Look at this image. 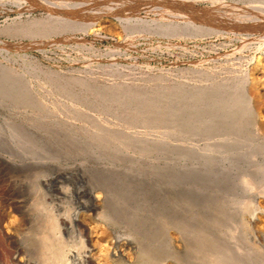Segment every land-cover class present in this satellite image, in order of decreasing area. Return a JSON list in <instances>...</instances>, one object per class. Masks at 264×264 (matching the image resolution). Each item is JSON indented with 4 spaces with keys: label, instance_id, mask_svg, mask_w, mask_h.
Segmentation results:
<instances>
[{
    "label": "rangeland",
    "instance_id": "374dc122",
    "mask_svg": "<svg viewBox=\"0 0 264 264\" xmlns=\"http://www.w3.org/2000/svg\"><path fill=\"white\" fill-rule=\"evenodd\" d=\"M58 1L51 0L50 3L55 4ZM60 1L65 3L64 0ZM193 1L195 7H210L217 1L223 4L232 2L240 6L249 0ZM257 1L264 4V0ZM67 2L73 5L77 0ZM50 3L49 0H42L41 5L33 3V0H0V44L8 43L6 48V45H0V64L10 67L13 73L18 74L21 83L25 82V90L27 89L25 98L0 95V156H10L14 162L23 160L27 164H10L0 157V264H10L8 255L16 247L21 250L24 260L32 262L31 264H44L48 257L46 241L56 234V231L50 229V224L54 222L51 214L57 211L66 212L69 216H78L74 221L77 223L71 224V227H74L70 235L61 233L65 243L71 248L83 247L90 258L95 262L99 260L100 264H228L231 260L232 264H244L242 259H246L248 254L261 260L264 256V195L261 196V176L249 172L248 169L247 174L244 172L241 173L243 176H236L235 185L231 183L230 178L221 181L214 179L207 188L205 181L198 177V184L196 186L197 182H194L193 187L189 183L181 182L182 177L175 174L153 177L152 181L150 178H138L136 175L124 173V167L120 168L117 164L115 166L118 167H115L112 173L108 172V169L104 171L101 166L107 163L105 159H98L95 152L99 147L106 145V154L114 159L113 152L119 142L105 131L113 128V131L132 134L138 133L139 130L144 136L148 134L153 144L192 143L203 146L219 138H230L235 139L236 141H233L236 144H260L263 147L264 29L258 26L248 29H225L214 24L210 29L191 34L185 31L164 34L155 28L161 19L155 18L151 9L140 8L137 10L138 17H125V14L121 16L103 11L91 16L88 23L93 24L83 29L34 33L17 31L20 24L45 20L49 11L58 10L63 6L60 2L56 3L60 8L56 7V4L53 7ZM144 24L149 25L150 29L145 28ZM197 24L202 25L201 22ZM14 26L19 27L15 30ZM247 73L250 74L249 84L252 90L254 89L252 92L257 105L253 109L245 108V113L243 111L241 116L244 124L240 127L231 124L217 125L209 131L203 127L194 129L195 120L206 116L210 109H213L209 102L214 98L211 93L206 94L208 97L205 101H208H204L205 105L203 101L197 103L195 99H191L195 100L199 105H194L199 107L193 106L190 99L181 96L180 102H187L184 108V101L180 104L181 107L178 106L179 99L177 102L173 101L177 98L174 95L172 100L162 98V91L165 88L172 89L173 86H177V89L182 86L183 90L185 86L189 88L195 84L194 86L206 87L210 84L211 86L206 88L212 89L215 87L214 83L226 81V88L230 89L233 87L232 82L235 83ZM111 84L129 89L144 87L143 89L151 94V109L148 103L144 105V102H136L138 100L131 99L132 101L120 103L111 102L103 96L101 98L104 100L100 99V86L108 87ZM60 86H64L70 93ZM160 87H163L161 91L158 90ZM166 100L177 104L176 107L168 101L167 104L162 103ZM201 103L203 109L200 108ZM140 104L141 108L144 107L143 110L148 108L147 111L156 116V119L149 123L133 121L132 109L140 108ZM167 110L172 112L168 113ZM166 112L171 117L167 116ZM186 115L190 120L183 119L185 122L181 124ZM162 116L164 118L161 120ZM14 134L29 140L31 150L38 156L37 159H27L28 156L26 158L19 155L17 149H9L10 139ZM159 139H163V143H159ZM133 146L127 148V153L138 156L139 153ZM154 153L157 156L153 155ZM259 153H256V159L261 161ZM162 154L158 155L155 150L150 151L147 157L144 155V159L149 163L143 161L141 166H160L163 164L162 160H176L169 159L166 153ZM80 159L87 161L83 160L82 163ZM240 165L247 167L241 163ZM70 168L76 169L82 175L81 179L76 175L57 176L56 188L44 183V179L55 171ZM244 181L248 185L244 184ZM75 191L81 194L76 196ZM92 193H98L100 199L91 209L90 206L82 205V202L88 201ZM199 193L200 196H197ZM245 193L248 194L247 197ZM251 194H256V197ZM227 199L232 202L237 200L238 204L236 202V205H226L224 201ZM242 202H245V205ZM237 205L238 207H235ZM158 220L164 222L157 224ZM4 226L10 232L13 240L11 243H7L3 235ZM166 228H169L168 231ZM94 230L101 231L98 232L99 237L93 236L94 238L88 240L87 235H90V232L92 235ZM225 230L228 235L224 233ZM43 234L47 235L46 238ZM118 235L129 237V240L132 238L131 244L122 247L120 245L121 250L118 248L115 255L108 254L105 247L107 240H113ZM151 240L156 243L153 244ZM26 247L29 251L24 249V253L23 248ZM40 250L45 253H40ZM236 252H240V255Z\"/></svg>",
    "mask_w": 264,
    "mask_h": 264
},
{
    "label": "bare ground",
    "instance_id": "6f19581e",
    "mask_svg": "<svg viewBox=\"0 0 264 264\" xmlns=\"http://www.w3.org/2000/svg\"><path fill=\"white\" fill-rule=\"evenodd\" d=\"M50 1L51 0H49V3H50ZM64 1H65V3H62L63 1H60V0L58 1V2H60L59 4H61V5L63 4L62 7L60 6L61 8L57 5L58 2H55V4L57 3L56 4L57 6L55 4H52L53 2H51L50 4L54 5L53 7L56 6V7H59L60 9H58V10L52 9L51 11H49V15L47 16V18L45 20L29 21L28 23H25L24 25L20 24L21 25V26L19 25L20 27L17 26L19 28L14 26L15 30L18 29L17 31H24V32L28 31V33H34V32H40V31H42V32H46V31L50 32V31H54V30H63V29H81V28L83 29L84 27L91 26L93 24V23H91V24L88 23L89 20L91 19V16L99 14V13H101L103 11H110V12H113V13H115L117 15H121V16H124V14H125V17L126 16L127 17H134L135 16L136 17L137 16V10L140 9V8H147L149 10L151 9L153 11V13H154L155 18H160L161 19V21H159V23H156L155 28L158 31H160L161 33H164V34H166V33H174L175 31H178V32L179 31H185V32H189V34H191V32L193 33V32H196V31H205L206 29H210L209 27H211L214 24H217L220 27L225 28V29H234V28L248 29V28H250L252 26L262 27L264 29V4L258 2L257 0H249L248 3L240 5V6H237L234 3H232V2L231 3L226 2V3L223 4V3H220L219 1L216 0L217 2L214 5L210 6V7H195L194 4H193V2H194L193 0H77V2L75 4H73V5L69 4L70 2L68 3L67 0H64ZM33 3H35V4L39 3L41 5L42 0H33ZM44 3L47 4V2H44ZM51 5H49V6L52 7ZM46 6H48V5H46ZM175 20H178V21L175 22ZM155 21H157V20H155ZM198 22H201L202 25H198L197 24ZM138 24H136V25H138ZM146 25H147V22H146ZM143 26H145V24ZM148 26H145V28L146 27L148 28ZM152 26H154V25H152ZM143 29H144V27H143ZM148 29H150V27ZM156 29H154V30H156ZM263 36H264V34H263ZM263 40H264V37H263ZM7 44L1 43L0 45L1 46L6 45L5 46V48H6V47H8ZM19 45L20 44H18V46ZM10 46L11 45H9V47ZM15 47H16V45H15ZM20 78L21 77L18 74H15V73H13L10 70V67H7V66H4V65L0 64V95L8 94V95H10V97L25 98V94H26L25 91L27 89L25 90V88L23 86V83H25V82L21 83ZM216 83H214L215 87H213V88L211 87L212 89L206 88L207 86L209 87L210 84L206 85V87L205 86L202 87L201 85L194 86L195 85L194 84L192 86L190 85L189 88L185 86V89H184V87H183V90L181 88L182 87L181 85H180L181 87L179 89L176 88L177 86L176 87L175 86L172 87V85H171L172 89H167V90H166V88H165V90L163 89L164 91H162V96H163L162 98L164 100L168 99V98L170 100H172L173 99L172 97L174 95V97L175 96L177 97L175 100L173 99L174 102H177L176 100H178L179 98L182 99L181 97H183L184 99L188 98L187 100L190 99V101L193 102L192 103L193 106H197V105H199V104H197L198 102L200 103V102L203 101L202 103L204 104L205 99L208 97L207 95H209V93H211V94H213L214 98L211 99L209 102H210V105H212L213 109L211 108L210 109L211 111L204 117H202V115L198 116L199 118L200 117H202V118H200L198 120L197 119L195 120L194 129L196 130V129H199L200 127H203L205 129H208L206 131H209V129H211V127H214V126L217 127V125L229 126L231 124L235 125V126L237 125V126L240 127L241 125L244 124V122L242 121L243 119L241 120V118H243V117H241V116H242L243 111L245 110V108L253 109L257 105L256 101H255L256 99H254L255 96L253 95V92H252L254 89L252 90V87L249 84L250 83V74L249 75H248V73L247 74H243L241 77H239V79L235 83L232 82L231 85H233V87L230 88V89L226 88L228 86V83L226 81H220L217 84ZM214 84L212 86H214ZM60 87H61V89L65 90V92L66 91L69 92L68 90H66V88L64 86H60ZM137 87L138 88L135 87V89H129V87L128 88H126V87L123 88L121 86L114 85V84H111L108 87L105 86V87H102V88L100 86V88L98 89L100 94H101V95H99L100 96L99 98L102 99L101 97L103 96V98H107V99L111 100V102H114V101L127 102V101L132 99V100H135V101L138 100V101H136L138 103L139 102H141V103L144 102L143 103L144 105L146 103H148L150 105L151 103H149V101L151 99V97H150L151 94L148 93L149 91L143 89L144 87H141V88H140V86H137ZM162 88L160 87V89H158V90L161 91ZM158 90L155 89L156 92ZM152 93H154V92H152ZM154 94H156V93H154ZM210 96H212V95H210ZM154 97H155V95H154ZM18 98H16V99H18ZM157 99H158V97H157ZM180 99H179L178 106L181 103H183V101H184V100H181L182 102H180ZM191 99L192 100L195 99L197 101V103L194 102L195 100L192 101ZM102 100H104V99H102ZM105 101H107V100H105ZM167 101H168V103L170 102L169 100H166V101H163L162 103L165 102L167 104ZM207 101L208 100H206L205 102H207ZM185 102L186 101H184V103H183V106H182L183 108L185 106L184 105ZM116 103H118V102H116ZM171 103H173V102H171ZM171 103H169V104L171 105ZM194 103L197 104V105H194ZM202 103L200 104V108L201 109H203L201 107ZM186 104H187V102H186ZM189 104H191V103L189 102ZM39 105H41V104H39ZM164 105H162V106H164ZM173 105H174V103H173ZM175 105H177V104H175ZM181 105L179 107H181ZM151 106L152 105H150L149 109H151ZM141 107L142 106L140 104V108L138 107L136 109L135 108L132 109L131 117L133 118L132 119L133 121H136V123H139V122L140 123H149V122L153 121L154 119H156L155 118L156 116L154 117V115L151 114V112L147 111L148 108L146 110H143L144 107L143 108H141ZM197 107H199V106H197ZM183 108H181V109H183ZM74 109H76V108H74ZM178 110H180V109H178ZM168 111L172 112L170 110H167V112ZM249 111H251V110H249ZM128 113H127V116L129 115V117H130V114H128ZM168 113H167V116L170 115V114L168 115ZM244 113H245V111H244ZM161 114H164V113H161ZM195 114L197 115V113H195ZM187 115L184 116L183 118L181 117L182 121H183V122H181V124H183L185 122L184 120H190ZM169 117H171V115ZM236 117H238V119H234ZM244 117H245V114H244ZM163 118H164V116H162V118H160V119L162 120ZM92 120L93 119H91L90 121L92 122ZM100 120H102V119H100ZM92 123H94V122H92ZM154 125H156V123ZM108 127H109V125H108ZM113 129L112 130H105V131H106V133H108L110 135V137L112 136V137L117 138L118 142H119V144H117V146L115 147V150L113 149L114 150V152H113L114 159L112 158L113 159L112 160L111 156H108V154H106V152L108 151L107 150L108 147L106 145L101 146V147L98 146L99 148H98V150L96 149V152H95L96 155H97L96 157H98V159H101V158L103 160L105 159V161L107 163L106 165L103 164V166H101L102 169H104V171H105V169H108V172L112 173V171H114V168L116 167L115 164H117V165H119L120 168H121V166L124 167L122 172L127 173V174H131V175H136V177H138V178H141V177L142 178H148V179L150 178L153 181V179H154L153 177H157V176L160 177V176H165V175L168 176V175L175 174L177 176L180 175L182 177V181L181 182L189 183L190 185H193L194 182L195 183L197 182L196 186L198 184V181L196 179L199 177V178H201V180L205 181V185H206L205 188H207V186H209V187L211 186V182L214 179H216L217 181H221L222 179L230 178L231 179V183L233 182V184L235 185L234 181H236L235 180L236 176L238 174L246 172L249 169L250 170L249 172H253V173H255V175L261 176L260 177L261 178V184H262V186H261V196L264 195V148H263L264 145H263V147H261L260 144L259 145H255V146H253V145L252 146L251 145L247 146L245 144H240V143L236 144V142H235L236 140L235 139H230V138H223V139L219 138L218 140H215V141L211 140L213 143L212 142H210V144L206 143L203 146L195 145V144H192V143H189V144H175V145H167V144L163 145V144H156V143L153 144V143L150 142V139H149L150 137H148V134L146 136H144L143 133H141V131H139V130H138V133L136 132V134L135 133L132 134L130 132L113 131ZM1 133H0V137H1ZM100 138H101V136H100ZM152 140H154V139H152ZM233 140H235V141H233ZM158 141H159V143H163V139H159ZM131 145H134L133 148L136 147L137 152L139 153L138 156H134V155H131V154L127 153V148L129 146H131ZM8 147H9V149H13V150L17 149L16 151L19 152L18 154L19 155L21 154V156H23V157L28 156V158L26 157L27 159H29V158H31V159H35L36 158L37 159V157H38V156H36L35 152L33 150H31L32 149L31 148V144L29 143V140L26 137H21V136L19 137V135L14 134L11 137V139H10V144H9ZM87 147H89V146H87ZM89 149H91V148H89ZM93 149H95V148H93ZM152 150H155L156 153H158V155L162 154V153H166V154H168V157H170L169 159L173 158V159H176V160L175 161L162 160L163 164H161L160 166H156V165H152L151 164V166L142 167L141 165H142L143 161L146 162L144 157L145 156L147 157L148 153L150 151H152ZM97 151H98V154H97ZM258 152H260L259 154L261 155V158H260L261 161H258L256 159V153H258ZM86 153H87V151H86ZM171 153L175 154V156H173V154H171ZM68 154H69V152H68ZM82 154H84V153H82ZM177 154H179V155H177ZM153 155H155V153ZM79 156H77V158ZM155 156H157V155H155ZM0 157H2L4 159V161H7L10 164H15V163L18 164L20 162L22 164L27 165L26 162H24L23 160H20L19 162H14V160H12L10 156L9 157H5V155H1ZM244 157H246V158H244ZM2 158H1V160H2ZM83 160L81 161V159H80V161L82 163H83ZM84 161H87V160H84ZM93 162L96 163V161H93ZM27 163H28V160H27ZM146 163H149V162H146ZM240 163L242 165L244 164L247 167L245 168L243 166L244 167L243 168L240 165ZM22 164H20V165H22ZM167 164H170V166H167ZM147 165H150V164H147ZM97 168H98V166H97ZM246 174H247V172H246ZM61 175H64V176H66V175L67 176L68 175L69 176L76 175L79 179H81V177H82V175L78 171H76V169H73V168L62 169L60 171H55L54 174H51V176L46 177L44 179V183L47 184L49 187L56 188V183H55L56 182V177L57 176H61ZM243 180H245V179H243ZM244 182H243L244 184L248 185L246 181H244ZM199 185H201V183ZM237 186H239V185H237ZM193 187H194V185H193ZM195 188H193V189L196 190ZM244 189H246V188H244ZM247 189H248V187H247ZM248 190H247V192H248ZM194 192H196V191H194ZM202 192H204V191H202ZM205 192H207V191L205 190ZM79 193H80L79 191H75V195L76 196H78ZM236 193L237 192H234V194H236ZM256 193H257V191H256ZM195 194H197V193H195ZM207 194H209V193H207ZM234 194H232V196ZM247 195L248 194H246L245 196L247 197ZM251 195L256 197V194H251ZM197 196H200V193ZM205 196H206V193H205ZM238 198H240V197H238ZM99 199H100V195H98V193H96L94 195L92 193V194L89 195L88 201L82 202V205H84V206L87 205L88 207L90 206L89 208L92 209V208H94L96 206V204L98 203ZM230 199H231V197H230ZM242 200L244 201L245 199H242ZM236 202L238 204L237 200H235V202L234 201L232 202V201H230L228 199H227V201H224V203L226 205H229V203L230 204L232 203L231 206L234 205V204L236 205ZM239 202H241V200ZM197 203H202V202H197ZM243 204L245 205V202ZM243 204H242V206H243ZM250 204H252V203H250ZM256 204H259V203H256ZM208 205L209 204H207V206ZM185 206H182V207L180 206V207L183 208ZM211 206H212V204H211ZM235 207H238V205L235 206ZM186 208H188V206ZM259 208H257V209L260 210ZM197 209H199V208H197ZM255 209H256V207H255ZM134 211H136V210H134ZM190 211H191V214H192V210H190ZM199 211H200V209H199ZM200 212L202 213V211H200ZM253 212H254V210L252 211V213ZM50 214H51V211H50ZM70 214H72V213H70ZM51 216H52L53 219L51 217L50 218L54 222H52V221H51L52 223L50 222L51 223L50 224V229L56 231V234L52 233L53 236L51 237V239L47 240V241L45 240L47 242L45 248H46V252H48V255H47L48 257L45 260L44 264H100L98 262L99 260L97 262L93 261L90 258L89 253H86L85 249H83L82 246H81L82 248H80V249H78V248L76 249V246H73V248L75 247V249H73V248H71L70 245H67L65 243V241H64V238H62V234L61 233L65 234L66 236L70 235L71 229L74 227V226L71 227V224L74 221L77 220V217H78L77 215L69 216L68 213H66V212H62L61 213V212L57 211V213H55V214L53 213V214H51ZM105 216H106V214H105ZM191 216H193V215H191ZM125 217L126 216H124V218ZM127 217H128V215H127ZM117 218H119V217L117 216ZM142 218L144 219V217H142ZM121 219H122V215H121ZM208 219L209 218L207 217L206 220H208ZM108 220H111V219H108ZM252 220H254V218H252ZM111 221L113 222V220H111ZM111 221H110V223H111ZM158 221H156L157 224L160 223L162 220H160L159 222ZM162 222H164V221H162ZM75 223H77V222H74L73 224H75ZM141 223H142V221H141ZM144 223H145V221H144ZM212 224H211V226H212ZM82 225H84V224H82ZM144 225L141 226V224H140L141 227H144ZM0 226H2V225L0 224ZM76 226H80V225L76 224ZM80 228H82V226ZM83 228L85 229L84 226H83ZM168 229H167V231H168ZM226 230H227V228H226ZM226 230L224 232L225 234L227 233ZM74 231H76V230H74ZM94 231L95 232L94 233L92 232V235H91V232H90V235H87V239L88 240L91 239V237H93V236L94 237H97V236L99 237L100 234L98 232H101V231H98V232H96L97 230H94ZM229 231H231V229ZM2 232H3V235L6 238L7 243L13 242V240L11 238V235H10V232L7 230V228H5V226L2 227ZM208 232H209V230H208ZM226 235H228V234H226ZM46 236H45V238H46ZM49 236H50V233H49ZM121 236L118 235L113 240H107L108 242L105 244V247H106L107 251L106 250L105 251L108 254H112V255L114 254L115 255V254H117V252H115V251H118L117 249L119 248L120 245L122 247L124 245H126V246L128 245L129 246L131 244L130 240L132 238L129 240L128 239L129 237L126 238V237H121ZM149 236H151V235H149ZM166 237L168 238V235ZM158 238H160V237H158ZM190 239H191V237H190ZM37 240H40V239H36V241ZM84 240H85V238H84ZM88 240H87V242H88ZM99 240H101V239H99ZM151 242L153 243L152 240H151ZM155 243H153V244H155ZM94 244H96V243H94ZM163 244H164V242H163ZM12 245L14 246L13 243H12ZM30 246H32V245H30ZM35 247H36V245H35ZM150 247H152V246H150ZM154 247L155 246H153L152 248H154ZM27 248L28 247L23 248V251H24V249H26V252H28L29 250L27 251ZM31 248L32 247H30V249ZM41 248H43V247H41ZM193 248H195V247H193ZM86 249H88V248H86ZM13 250L14 251L10 255H8L10 257V260H9L10 264L11 263H13V264H31L32 263L30 261L24 260V257H23V255L21 253V250L19 248L16 247ZM153 250H156V249H153ZM157 250H158V248H157ZM159 251H160V249H159ZM168 251H170V250H168ZM237 251H239V250H237ZM39 252L42 253V250H40ZM24 253H25V251H24ZM43 253H45V252H43ZM238 253H240V252H238ZM238 253L236 252L237 255H240ZM237 255H235V256H237ZM31 258H30V260L32 261ZM38 258H39V255H38ZM27 259L29 260V257ZM232 261L233 260H231L229 263H231ZM242 261H245L246 264H248V263L249 264H264V256L261 257V260H260V259H258L256 257L252 258L250 256V254H248V256H246V259H242ZM7 262H5V263H7ZM188 262H189V260H188ZM36 263H38V262H36ZM36 263H34V264H36ZM233 264H235V263H233ZM236 264H238V263H236ZM239 264H243V263H239Z\"/></svg>",
    "mask_w": 264,
    "mask_h": 264
}]
</instances>
